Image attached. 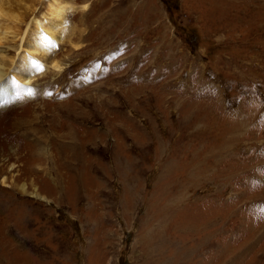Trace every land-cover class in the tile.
I'll use <instances>...</instances> for the list:
<instances>
[{"label":"rangeland","instance_id":"374dc122","mask_svg":"<svg viewBox=\"0 0 264 264\" xmlns=\"http://www.w3.org/2000/svg\"><path fill=\"white\" fill-rule=\"evenodd\" d=\"M3 1L0 264H264V0Z\"/></svg>","mask_w":264,"mask_h":264},{"label":"bare ground","instance_id":"6f19581e","mask_svg":"<svg viewBox=\"0 0 264 264\" xmlns=\"http://www.w3.org/2000/svg\"><path fill=\"white\" fill-rule=\"evenodd\" d=\"M58 0H52V4H50L49 13L52 15V17L56 19H62L67 11H69L68 5H65V8L62 7V5L58 4ZM14 9L10 10V7H6V2L3 1L0 4V102H3L4 99L10 95L9 90L12 89H20L21 85L23 83L26 85L25 82H31V78L29 80L28 77L23 76V72L25 70H32L34 66L33 58L34 55L32 53H40L42 54L43 58L46 57V54L48 52V48L41 49L39 51L37 45H35L33 48L30 49V51L26 52L25 55H22V65H20L17 69H14L12 71V66L14 64V58H8L7 50L3 51L2 47L6 42L12 41L19 37V41L25 40L28 44L32 46V41L30 39V32L28 33L24 32L22 29H20V19L18 15H14L13 13ZM16 21V24H15ZM23 24V23H22ZM65 25V20L63 18L61 25L55 27L56 29H61V26ZM53 28V25H51ZM55 26V25H54ZM40 28V27H39ZM48 31L49 28H48ZM62 31L59 32V34ZM50 34V32H49ZM51 37H54L53 32L51 33ZM11 39V40H9ZM45 38H40L41 43H43ZM35 40V39H34ZM33 40V41H34ZM60 41V40H59ZM13 42V41H12ZM27 44V45H28ZM23 50L25 46L20 45ZM19 46V47H20ZM58 67V66H56ZM12 71V72H11ZM30 77V76H29ZM16 87V88H14ZM21 123V122H20ZM29 124H32L31 121L28 122ZM28 123L23 122L22 124L27 125ZM21 126V125H20ZM19 126V127H20ZM75 144V143H74Z\"/></svg>","mask_w":264,"mask_h":264}]
</instances>
